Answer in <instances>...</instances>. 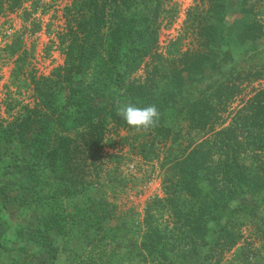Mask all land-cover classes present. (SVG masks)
<instances>
[{
    "label": "trees",
    "instance_id": "obj_1",
    "mask_svg": "<svg viewBox=\"0 0 264 264\" xmlns=\"http://www.w3.org/2000/svg\"><path fill=\"white\" fill-rule=\"evenodd\" d=\"M27 1L0 0V15ZM238 1L241 17L231 30L226 1L209 0L197 24L200 46L177 57L159 52L164 0H72L65 6L64 64L33 77L35 106L0 123V143L21 145L27 155L23 178L14 188L0 186V196L16 191V206L35 213L45 234L67 237L74 252V236L95 235L78 264H126L127 254L112 244L125 238L123 231L139 235L140 264H224L229 253L231 264L262 263L264 88L247 95L261 73L223 66L233 59L230 42L256 40L263 29L250 0ZM142 69L144 75L135 76ZM129 101L157 109V123L142 130L172 142V170L164 197L149 202L142 222L113 228L114 209L96 191L111 125L137 130L117 114ZM1 206L4 240L10 234L1 227ZM245 229L262 248L251 242L245 252ZM18 251L31 257L27 245Z\"/></svg>",
    "mask_w": 264,
    "mask_h": 264
},
{
    "label": "rangeland",
    "instance_id": "obj_2",
    "mask_svg": "<svg viewBox=\"0 0 264 264\" xmlns=\"http://www.w3.org/2000/svg\"><path fill=\"white\" fill-rule=\"evenodd\" d=\"M227 18L225 24L232 28L241 17L238 0H225ZM72 0H29L14 11L0 15V123L5 126L16 116L35 106V92L32 78L51 75L65 61L64 41L67 28L65 6ZM255 12L252 17L262 24V35L253 41L237 46L229 43L233 59L224 70L249 69L259 71L261 77L253 81L246 94L252 88H264V0H250ZM209 6V0H164V13L161 19L159 52L169 57H177L188 49L200 46L196 37L198 21ZM202 17V18H203ZM233 33V32H231ZM144 75L140 70L135 76ZM183 131V134H185ZM13 144H18L16 141ZM104 175L102 185L96 195L114 209L110 226L128 228L142 222L149 202L155 203L164 197L165 184L172 170L173 147L170 140L155 138L142 129L129 130L114 127L107 134L104 147ZM23 154V155H22ZM26 153L21 145L0 143V186L9 189L23 178L22 165ZM6 187V188H7ZM9 192V191H8ZM11 194L0 196L1 208L5 220L1 225L3 232H8L7 239H1L0 264H78L86 258L91 239L74 236L70 250L66 239L45 234L37 227L35 213L20 210ZM245 229L246 237L240 246L245 252L249 245L262 248L263 242L258 237H251ZM119 242L113 241L120 252L127 254L126 264H140L138 258L139 235L134 232L129 236L124 231ZM94 243L103 245V241ZM27 245L31 257L25 260L20 248ZM257 256L263 259L264 256ZM137 258L135 259V256ZM110 252L104 253V259ZM229 253L224 264H231Z\"/></svg>",
    "mask_w": 264,
    "mask_h": 264
},
{
    "label": "clouds",
    "instance_id": "obj_3",
    "mask_svg": "<svg viewBox=\"0 0 264 264\" xmlns=\"http://www.w3.org/2000/svg\"><path fill=\"white\" fill-rule=\"evenodd\" d=\"M117 114L129 127L138 130L150 128L159 120V113L155 106L141 107L130 101L122 103L117 108Z\"/></svg>",
    "mask_w": 264,
    "mask_h": 264
}]
</instances>
